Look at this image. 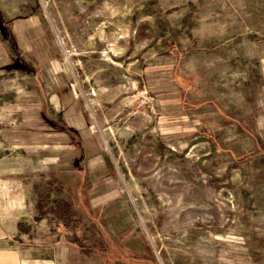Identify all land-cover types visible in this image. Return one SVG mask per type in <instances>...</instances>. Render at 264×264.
Returning <instances> with one entry per match:
<instances>
[{
	"label": "rangeland",
	"instance_id": "374dc122",
	"mask_svg": "<svg viewBox=\"0 0 264 264\" xmlns=\"http://www.w3.org/2000/svg\"><path fill=\"white\" fill-rule=\"evenodd\" d=\"M0 264H264V0H0Z\"/></svg>",
	"mask_w": 264,
	"mask_h": 264
},
{
	"label": "trees",
	"instance_id": "16d2710c",
	"mask_svg": "<svg viewBox=\"0 0 264 264\" xmlns=\"http://www.w3.org/2000/svg\"><path fill=\"white\" fill-rule=\"evenodd\" d=\"M65 127L69 130V131H71V133H75L76 134V141H77V145L78 146H80V144H79V136H77V132L74 130V128L73 127H71V126H69V125H65Z\"/></svg>",
	"mask_w": 264,
	"mask_h": 264
}]
</instances>
